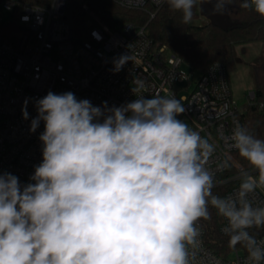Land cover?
Returning a JSON list of instances; mask_svg holds the SVG:
<instances>
[{
    "label": "clouds",
    "instance_id": "obj_1",
    "mask_svg": "<svg viewBox=\"0 0 264 264\" xmlns=\"http://www.w3.org/2000/svg\"><path fill=\"white\" fill-rule=\"evenodd\" d=\"M208 2L223 15L233 0ZM157 3L188 24L198 0ZM239 6L264 17V0ZM132 59L122 54L112 70ZM145 91L141 80L134 100L111 107L70 91L35 101L30 131L43 122L42 162L23 185L0 173V264H221L202 238L211 210L228 248L245 250L243 264H264V138L233 119L230 134L220 133L228 155L216 160L217 146L178 118L181 100ZM226 115L222 108L217 119ZM233 151L249 167L220 195L217 173L233 167Z\"/></svg>",
    "mask_w": 264,
    "mask_h": 264
},
{
    "label": "built area",
    "instance_id": "obj_2",
    "mask_svg": "<svg viewBox=\"0 0 264 264\" xmlns=\"http://www.w3.org/2000/svg\"><path fill=\"white\" fill-rule=\"evenodd\" d=\"M113 1L125 8L145 10L151 19L165 4L157 0ZM68 2L52 0L48 6H39L20 0H0L6 11L17 14L23 27L15 41L3 40L0 35V173H12L23 185L30 182L35 166L42 162L39 136L44 124L41 122L35 132L30 131V126L37 115L35 101L49 91L56 94L70 91L77 99H87L94 106H102L104 102L109 107L120 106L136 98L133 89L141 80L146 96L172 94L184 103L185 112L178 118L190 119L192 129L217 146L214 159L223 160L228 155L220 133L230 134L233 119L242 124L240 113L244 108H239L233 97L224 64H211L193 80L195 71L187 72L180 56L167 45L155 42L149 36L147 24L124 23L113 28L98 21L89 26L87 38H76L64 19ZM84 8L89 9L87 5ZM122 54H130L133 59L114 72L113 61ZM247 105L264 110V101H257L254 90L249 93ZM24 108L28 119L23 117ZM222 108H226L227 115L217 119ZM231 155L233 167L216 177L218 183L234 182L225 194L235 187L237 181L232 178L241 166L235 151ZM211 167L215 169L216 164ZM259 198L264 200V196ZM223 224L220 219V231ZM258 239H264V234ZM204 247L221 264H243L247 255L236 250L232 258H224L215 254L205 241Z\"/></svg>",
    "mask_w": 264,
    "mask_h": 264
},
{
    "label": "trees",
    "instance_id": "obj_3",
    "mask_svg": "<svg viewBox=\"0 0 264 264\" xmlns=\"http://www.w3.org/2000/svg\"><path fill=\"white\" fill-rule=\"evenodd\" d=\"M20 1L39 6H48L52 2V0ZM242 2L243 0H233L228 7L232 23L228 28L215 26L209 21L198 24L196 21L200 18L199 0L193 9V18L188 24L182 23V14L171 10L166 3L151 19L145 10L125 8L113 0H69L64 19L71 25L76 38H87L89 26L98 21L113 28L124 23L137 26L147 24L149 36L155 42L167 45L191 70L201 74L211 64L220 62L230 73L236 70L239 64L236 49L238 44L264 40V17L254 10L241 8L239 5ZM84 5L89 9H85ZM22 31L23 27L18 22L17 14L13 15L10 22L0 25V35L3 40L15 41ZM251 74L257 101H264V54L251 65ZM240 118L242 125L247 126L254 135L264 138V110H260L256 105H245ZM235 157L238 164L249 167L237 154ZM233 185V181L218 183L214 192L224 195ZM211 211L212 219L201 221L205 244L218 256L228 258L234 251L228 248V238L220 231L219 217L214 210ZM262 234L264 230H259L258 236ZM237 250L243 249L238 246Z\"/></svg>",
    "mask_w": 264,
    "mask_h": 264
},
{
    "label": "rangeland",
    "instance_id": "obj_4",
    "mask_svg": "<svg viewBox=\"0 0 264 264\" xmlns=\"http://www.w3.org/2000/svg\"><path fill=\"white\" fill-rule=\"evenodd\" d=\"M94 18L95 15H93ZM13 14L6 11L2 4H0V24L8 23L12 20ZM97 19V18H96ZM208 20L206 17L201 16L196 21L198 24H204ZM239 64L236 70L229 73V81L234 99L239 108L243 109L249 102V93L254 90V80L251 74V65L261 58L264 54V40H254L249 42L240 43L236 46ZM187 72L191 69L184 67ZM199 73L195 71L192 78L195 80ZM192 128V122L188 118H180ZM232 253L230 258L234 256Z\"/></svg>",
    "mask_w": 264,
    "mask_h": 264
},
{
    "label": "water",
    "instance_id": "obj_5",
    "mask_svg": "<svg viewBox=\"0 0 264 264\" xmlns=\"http://www.w3.org/2000/svg\"><path fill=\"white\" fill-rule=\"evenodd\" d=\"M199 13L201 16L206 17L207 20L215 26L228 28L232 24L230 21L228 10L223 15L213 14V4L209 3L208 0H203L202 5L199 0Z\"/></svg>",
    "mask_w": 264,
    "mask_h": 264
}]
</instances>
